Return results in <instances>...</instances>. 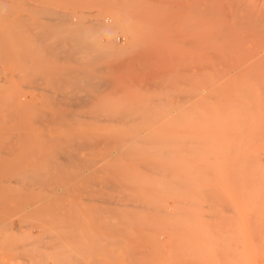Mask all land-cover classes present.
I'll list each match as a JSON object with an SVG mask.
<instances>
[{"label": "rangeland", "instance_id": "rangeland-1", "mask_svg": "<svg viewBox=\"0 0 264 264\" xmlns=\"http://www.w3.org/2000/svg\"><path fill=\"white\" fill-rule=\"evenodd\" d=\"M245 12L0 0V264H264Z\"/></svg>", "mask_w": 264, "mask_h": 264}, {"label": "bare ground", "instance_id": "bare-ground-1", "mask_svg": "<svg viewBox=\"0 0 264 264\" xmlns=\"http://www.w3.org/2000/svg\"><path fill=\"white\" fill-rule=\"evenodd\" d=\"M245 10H247V9H244V11ZM255 12V11H254ZM252 13L251 15H250V18H248L249 16L247 15V13L245 12V14L243 15V16H241V18H243L244 20V25L245 26H247V28L251 31V33L250 34H248L247 32V30H245V31H247L246 33H247V35H249V36H247V37H243L242 39H244V41H243V43H242V48H241V55H242V58H243V66H244V85H245V92L247 93V97L250 99V106L253 108V110H257V109H261V108H263L264 106H263V104H264V100H263V98H260L259 99V97L257 96L258 95V87H260V86H258V85H260V84H258V79H259V77L257 78V76H258V73H257V71H258V69L257 68H261V66L263 67V64H261L260 63V59L261 58H259L260 56L257 54V52L256 51H259L260 49H259V41L261 40L260 39V37L258 36V31H260V29H262V27L264 26V17L262 18V19H258V17H257V15L255 14V13ZM250 19V20H249ZM243 21H242V25H243ZM263 24V25H262ZM262 25V26H261ZM261 26V27H260ZM251 29H250V28ZM257 28L259 29V30H257ZM263 30H264V28H263ZM244 31V32H245ZM244 36V35H243ZM262 38V37H261ZM262 41V43H261V45L260 46H262V44L264 43L263 42V40H261ZM263 47H264V45H263ZM262 47V49L261 50H263L264 48ZM259 50H258V49ZM261 48V47H260ZM259 53V52H258ZM261 54H263V53H261ZM260 54V55H261ZM258 55V56H257ZM257 56V57H256ZM261 57H263L262 55H261ZM264 58V57H263ZM262 58V59H263ZM259 60V62H257ZM262 61H264V60H262ZM257 63L258 64H261V65H257ZM264 63V62H263ZM258 66V67H257ZM264 69V68H263ZM260 73V72H259ZM260 75V74H259ZM260 77H261V75H260ZM262 78V77H261ZM260 82H261V80H260ZM259 82V83H260ZM263 83H264V81H263ZM262 87H264L263 86V84L261 85ZM262 87H260V89H259V91L261 90V88ZM264 90V89H263ZM260 94V93H259ZM264 94V93H263ZM263 97V96H262ZM263 106V107H262ZM261 107V108H260ZM262 112V111H261ZM253 113H255V111L253 112ZM256 114H257V111H256ZM256 114H254L255 115V117H256ZM260 114V113H259ZM264 114V113H263ZM262 114V115H263ZM261 115V116H262ZM264 116V115H263ZM259 117V116H258ZM253 118H254V116H253ZM263 118V117H262ZM253 120H255V119H253ZM264 120V119H263ZM254 122V121H253ZM256 123V122H255ZM258 124H259V122H258ZM257 123H256V125H258ZM261 125V124H260ZM259 125V126H260ZM261 127H262V125H261ZM260 127V128H261ZM255 128H256V126H255ZM257 128H259V127H257ZM263 130H264V127H263ZM263 130H262V132H263ZM256 131V130H255ZM257 131H258V129H257ZM257 134L256 135H258V132H256ZM255 135V136H256ZM262 135H263V137H264V134H261V138H262ZM259 136V135H258ZM258 136H257V138H258ZM264 139V138H263ZM261 140V139H260ZM260 140H258V141H260ZM264 141V140H263ZM260 149V148H259ZM241 168V167H240ZM259 172V171H258ZM241 175V174H240ZM262 184H260V187L262 188L263 186H261ZM242 186V185H241ZM264 188H262L261 190H263ZM253 192L255 193V191L253 190ZM252 193V192H251ZM251 193H245L246 194V196L244 195V197L247 199V197L248 198H250V195H251V198H255L254 196V193H253V195L251 194ZM257 194V193H256ZM253 196V197H252ZM258 196V195H257ZM260 196V195H259ZM248 201H250V200H248Z\"/></svg>", "mask_w": 264, "mask_h": 264}]
</instances>
